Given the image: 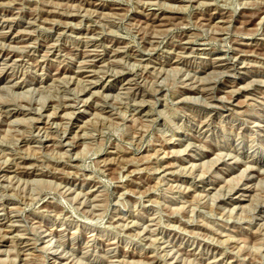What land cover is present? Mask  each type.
Here are the masks:
<instances>
[{
	"label": "rangeland",
	"instance_id": "374dc122",
	"mask_svg": "<svg viewBox=\"0 0 264 264\" xmlns=\"http://www.w3.org/2000/svg\"><path fill=\"white\" fill-rule=\"evenodd\" d=\"M0 22V264H264V0H0Z\"/></svg>",
	"mask_w": 264,
	"mask_h": 264
},
{
	"label": "bare ground",
	"instance_id": "6f19581e",
	"mask_svg": "<svg viewBox=\"0 0 264 264\" xmlns=\"http://www.w3.org/2000/svg\"><path fill=\"white\" fill-rule=\"evenodd\" d=\"M156 1V0H155ZM163 1V0H162ZM161 0H160V2H162ZM165 1V0H164ZM6 2V1H5ZM45 2V1H44ZM154 2V1H153ZM4 3V2H3ZM46 3V2H45ZM145 3H146V1H145ZM164 3V2H163ZM47 4V3H46ZM45 4V5H46ZM73 4V3H72ZM80 4V3H79ZM52 5V4H51ZM17 6V5H16ZM74 6V5H73ZM72 6V7H73ZM59 7V6H58ZM75 7V6H74ZM80 7V6H79ZM84 7V6H83ZM166 7V6H165ZM71 8V7H70ZM76 8V7H75ZM82 8V7H81ZM56 9V8H55ZM178 9V8H177ZM78 10V9H77ZM86 10V9H85ZM210 10V9H209ZM13 12V11H12ZM30 12V11H29ZM40 12V11H39ZM48 12V11H47ZM64 12V11H63ZM86 12V11H85ZM84 12V13H85ZM96 12V11H95ZM94 12V13H95ZM54 13V12H53ZM71 13V12H70ZM115 14V13H114ZM27 15V14H26ZM33 15V14H32ZM102 15V14H101ZM104 15V14H103ZM167 15V14H166ZM100 16V15H99ZM106 16V15H105ZM104 16V17H105ZM117 16V15H116ZM115 16V17H116ZM119 16V15H118ZM13 17V16H12ZM45 17V16H44ZM97 19H99V18H97ZM111 19V18H110ZM223 19V18H222ZM221 19V20H222ZM31 20V19H30ZM40 20V19H39ZM105 20V19H104ZM109 20V19H108ZM13 21V23H14V20H11V22ZM8 22V21H7ZM6 22V23H7ZM1 23V22H0ZM28 23V22H27ZM35 23V22H34ZM98 23V22H97ZM4 24V23H3ZM12 24V23H11ZM16 24V23H15ZM9 26H11V25H9ZM12 27V26H11ZM32 27V26H31ZM52 27V26H51ZM9 28V27H8ZM24 29V28H23ZM29 29V28H28ZM31 29V28H30ZM93 29V28H92ZM98 30V29H97ZM154 31H156V30H154ZM224 31V30H223ZM32 32V31H31ZM34 33H36V32H34ZM93 33V32H92ZM219 33H221L220 31H219ZM37 34H39V33H37ZM61 34V33H60ZM67 34V33H66ZM97 34V33H96ZM95 34V35H96ZM149 34V33H148ZM252 34H254V33H252ZM6 35V34H5ZM86 35V34H85ZM153 35H154V32H153ZM152 35V36H153ZM3 36V35H2ZM147 36V35H146ZM156 36H158V33H157V35ZM23 38V37H22ZM27 38V37H26ZM24 39V38H23ZM22 39V40H23ZM85 39V38H84ZM89 39V38H88ZM191 39V38H190ZM189 39V40H190ZM92 40V39H91ZM87 41V40H86ZM186 41V40H185ZM148 42H150V41H148ZM151 42H153V41H151ZM2 43V42H1ZM48 43V42H47ZM51 43V42H50ZM62 43V42H61ZM4 44V43H3ZM14 44V43H13ZM24 44V43H23ZM111 44V43H110ZM162 44V43H161ZM27 45H28V43H27ZM30 45H31V43H30ZM50 45V44H49ZM66 45V44H65ZM126 45V44H125ZM124 45V46H125ZM4 46V45H3ZM11 46V45H10ZM50 46H52V45H50ZM153 46V45H152ZM157 46V45H156ZM249 46V45H248ZM8 47H9V44H8ZM15 48H16V46H14ZM93 48H94V46H92ZM96 47V46H95ZM148 47H150V46H148ZM20 48V47H19ZM138 48V47H137ZM24 49V48H23ZM114 49V48H113ZM192 49H195V48H192ZM10 50V49H9ZM8 50V51H9ZM48 50V49H47ZM117 50V49H116ZM122 50V49H121ZM146 50V49H145ZM11 51V50H10ZM94 51H96V50H90L89 51V53H91V54H89L90 56H96L94 53H96V52H94ZM148 51H150V50H148ZM153 51V50H152ZM183 51V50H182ZM30 52V51H29ZM114 52V51H113ZM133 52V51H132ZM181 52V51H180ZM10 53V52H9ZM50 53V52H49ZM117 53V52H116ZM186 53V52H185ZM12 54V53H11ZM42 54V53H41ZM179 54V53H178ZM193 54V53H192ZM204 54V53H203ZM240 54V53H239ZM7 55V54H6ZM9 55V54H8ZM14 55V54H13ZM21 55V54H20ZM59 55V54H58ZM70 55H71V53H70ZM123 55V54H122ZM134 55V54H133ZM232 55V54H231ZM87 56V55H86ZM125 56V55H124ZM146 56V55H145ZM233 56V55H232ZM237 56V55H236ZM44 57V56H43ZM94 57H92V58H94ZM119 57V56H118ZM8 58V57H7ZM45 58V57H44ZM91 58V57H90ZM233 58V57H232ZM237 58V57H236ZM15 59V58H14ZM112 59V58H111ZM177 59V58H176ZM235 59V58H234ZM6 60V59H5ZM122 60H123V58H122ZM214 60V59H213ZM212 60V61H213ZM225 60V59H224ZM9 61V60H8ZM7 61V62H8ZM13 61V60H12ZM86 61V60H85ZM98 61V60H97ZM128 61V60H127ZM156 61V60H155ZM264 61V60H263ZM17 62V61H16ZM81 62V61H80ZM137 62V61H136ZM231 62V61H230ZM261 62V61H260ZM1 63H3V61L1 62ZM105 63V62H104ZM130 63V62H129ZM138 63V62H137ZM150 63V62H149ZM149 63H148V66H149ZM244 63V62H243ZM8 64H10V63H8ZM70 64V63H69ZM103 64V63H102ZM106 64V63H105ZM126 64V63H125ZM146 64V63H145ZM5 65H6V63H5ZM11 65V64H10ZM7 66V65H6ZM91 66V61H87L86 62V64H85V66L84 67H90ZM108 66V65H107ZM134 66V65H133ZM3 67V66H2ZM2 67H1V69H2ZM82 67V66H81ZM80 67V68H81ZM117 67V66H116ZM8 68V67H7ZM113 68V67H112ZM132 68V67H131ZM135 68V67H134ZM101 69V68H100ZM105 69V68H104ZM118 69V68H117ZM116 69V70H117ZM122 69V68H121ZM206 69V68H205ZM260 69V68H259ZM3 70V69H2ZM2 70H1V74H2ZM88 70H89V68H88ZM110 70H111V67H110ZM125 70H127V69H125ZM4 71V70H3ZM99 71V70H98ZM113 71H115L114 69H113ZM120 72H121V70H119ZM223 71V70H222ZM247 71V70H246ZM257 71V70H256ZM116 72V71H115ZM213 72V71H212ZM144 73V72H143ZM148 73V72H147ZM226 73V72H225ZM228 73V72H227ZM247 73V72H246ZM142 74V73H141ZM221 74H222V72H221ZM230 73H228V75H229ZM99 75V74H98ZM61 76V75H60ZM59 76V77H60ZM71 76V75H70ZM105 76V75H104ZM141 76V75H140ZM13 77V76H12ZM55 77V76H54ZM62 77V76H61ZM73 77V76H72ZM102 78V77H101ZM133 78V77H132ZM136 78V77H135ZM146 78V77H145ZM10 79H11V77H10ZM55 79V78H54ZM63 79V78H62ZM61 79V80H62ZM70 79V78H69ZM81 79L82 78H80V81H81ZM200 79V78H199ZM58 80V79H57ZM56 80V81H57ZM60 80V79H59ZM60 80V81H61ZM68 80V79H67ZM72 80V79H71ZM84 80V79H83ZM201 80V79H200ZM253 80V79H252ZM256 80V79H255ZM75 81V80H74ZM78 81V80H77ZM127 81V80H126ZM134 81V80H133ZM79 82V81H78ZM201 82V81H200ZM202 82H203V80H202ZM213 82V81H212ZM215 82V81H214ZM229 82V81H228ZM232 82V81H231ZM260 82H261V80H260ZM53 83V82H52ZM58 83V82H57ZM65 83V82H64ZM95 84V83H94ZM139 84H141V83H139ZM261 84V83H260ZM41 86V85H40ZM61 86V85H60ZM91 86V85H90ZM229 86V85H228ZM8 87V86H7ZM55 87V86H54ZM57 87V86H56ZM83 87H84V85H83ZM115 87V86H114ZM128 87V86H127ZM6 88V87H5ZM88 88V87H87ZM135 88V87H134ZM202 88V87H201ZM205 88V87H204ZM211 88H212V86H211ZM4 89V88H3ZM7 89V88H6ZM126 89V88H125ZM199 89V88H198ZM221 89V88H220ZM10 90V89H9ZM64 90V89H63ZM199 90H201V89H199ZM226 90V89H225ZM68 91V90H67ZM84 92V91H83ZM88 92V91H87ZM94 92V91H93ZM208 92V91H207ZM200 93V92H199ZM221 93V92H220ZM92 94V93H91ZM127 94V93H126ZM146 95V94H145ZM212 95V94H211ZM128 96V95H127ZM199 96V95H198ZM220 96V95H219ZM184 97V96H183ZM203 97V96H202ZM212 97V96H211ZM225 97V96H224ZM75 98V97H74ZM229 98V97H228ZM228 98H227V100H228ZM183 99V98H182ZM187 99V98H186ZM221 99V98H220ZM224 99V98H223ZM84 100V99H83ZM82 100V101H83ZM211 100V99H210ZM230 101V100H229ZM63 102V101H62ZM119 102V101H118ZM139 102H140V100H139ZM141 102H142V100H141ZM148 102V101H147ZM95 103V102H94ZM68 104H69V102H68ZM82 104V103H81ZM130 104V103H129ZM206 104H208V102L206 103ZM218 104V103H217ZM221 104V103H220ZM8 105V104H7ZM10 105V104H9ZM132 105V104H131ZM210 105V104H209ZM211 105H213V104H211ZM216 104H214L213 106H215ZM227 105V104H226ZM225 105V106H226ZM5 106V105H4ZM104 106V105H103ZM116 106V105H115ZM9 107V106H8ZM33 107V106H32ZM128 107V106H127ZM51 108V107H50ZM86 108V107H85ZM134 108V107H133ZM222 108V107H221ZM3 109H4V107H3ZM16 108L14 107V110H15ZM112 109V108H111ZM132 109V108H131ZM138 109V108H137ZM225 109V108H224ZM12 110H13V108H12ZM57 110V109H56ZM84 110H87V109H84ZM6 111V110H5ZM8 111V110H7ZM10 111V110H9ZM40 111V110H39ZM58 111V110H57ZM70 111V110H69ZM73 111H75V110H73ZM101 111V110H100ZM52 112H53V110H52ZM51 112V113H52ZM55 112V111H54ZM68 112V111H67ZM99 112V111H98ZM2 113H4V112H2ZM11 113H12V111H11ZM15 113V112H14ZM87 113V112H86ZM4 114H6V113H4ZM4 114H2V115H4ZM63 114H66L67 116H68V114L65 112V113H63ZM1 115V114H0ZM9 115V114H8ZM97 115V114H96ZM12 116V115H11ZM31 116V115H30ZM34 116V115H33ZM71 116V115H70ZM101 116V115H100ZM117 116V115H116ZM5 117V116H4ZM7 117V116H6ZM10 117V116H9ZM24 117V116H23ZM40 117V116H39ZM48 117V116H47ZM66 117V116H65ZM64 117V118H65ZM91 117V116H90ZM110 117V116H109ZM125 117V116H124ZM19 118V117H18ZM209 118V117H208ZM8 119V118H7ZM29 119H31V118H29ZM28 119V120H29ZM205 119V118H204ZM4 120H5V118H4ZM16 120V119H15ZM18 120H20V119H18ZM206 120V119H205ZM49 121V120H48ZM264 121V120H263ZM9 122V121H8ZM14 122V121H13ZM12 122V123H13ZM16 122V121H15ZM18 122V121H17ZM63 122V121H62ZM19 123V122H18ZM17 123V124H18ZM22 123V122H21ZM20 123V124H21ZM84 123H85V121H84ZM202 123V122H201ZM56 125H58L57 123H56ZM197 125V124H196ZM48 126V125H47ZM46 126V127H47ZM87 126V125H86ZM50 127V126H49ZM39 128V127H38ZM41 128V127H40ZM205 128H206V125H205ZM198 129V128H197ZM58 130V129H57ZM59 132V131H58ZM51 134V133H50ZM82 136V135H81ZM194 136V135H193ZM196 137V136H195ZM36 138V137H35ZM184 138V137H183ZM42 140V139H41ZM78 142V141H77ZM39 143V142H38ZM41 143V142H40ZM70 143V142H69ZM56 144V143H55ZM73 144V143H72ZM74 146V145H73ZM188 146V145H187ZM189 146H190V144H189ZM187 148V147H186ZM204 148V147H203ZM2 150V149H1ZM187 150V149H186ZM197 151V150H196ZM172 152V151H171ZM3 154H5V153H3ZM170 155V154H169ZM166 156V155H165ZM203 156V155H202ZM237 156V155H236ZM197 157V156H196ZM2 159V158H1ZM6 159H8V158H6ZM3 160H5V159H3ZM9 160V159H8ZM13 160V159H12ZM37 160V159H36ZM249 160V159H248ZM215 161H217V159L215 160ZM107 162V161H106ZM218 162V161H217ZM216 162V163H217ZM12 163V162H11ZM171 163V162H170ZM190 163V162H189ZM30 165H31V163H30ZM73 165V164H72ZM192 165V164H191ZM14 166V165H13ZM32 166V165H31ZM163 166V165H162ZM243 166V165H242ZM247 166H248V164H247ZM252 166V165H251ZM256 166V165H255ZM164 168V167H163ZM245 169H246V167H245ZM228 170V169H227ZM173 171V170H172ZM245 171V170H244ZM243 171V172H244ZM38 172V171H37ZM167 172V171H166ZM248 172V171H247ZM55 174V173H54ZM253 174V173H252ZM17 175V174H16ZM3 176V175H2ZM7 176H9V175H7ZM13 176V175H12ZM53 176V175H52ZM189 176V175H188ZM6 177V176H5ZM248 177V176H247ZM250 177H251V175H250ZM252 177H254V176H252ZM1 179V178H0ZM13 179H15V178H13ZM9 181V180H8ZM35 181V180H34ZM248 184V183H247ZM3 185H5V184H3ZM10 185V184H9ZM216 186V185H215ZM235 187V186H234ZM10 188V187H9ZM216 190V189H215ZM209 191V190H208ZM72 192V191H71ZM232 192V191H231ZM80 194V193H79ZM81 196V195H80ZM215 197V196H214ZM219 197V196H218ZM90 199V198H89ZM92 199H93V197H92ZM91 201V200H90ZM90 201H88L89 203H90ZM87 203V202H86ZM92 204V203H91ZM235 206V205H234ZM93 208H94V206H93ZM91 209V208H90ZM237 209V208H236ZM16 210V209H15ZM49 210V209H48ZM16 212V211H15ZM50 212V211H49ZM13 216V215H12ZM60 216V215H59ZM96 217V216H95ZM14 220V219H13ZM150 220V219H149ZM39 225V224H38ZM7 226V225H6ZM41 227V226H40ZM4 228H5V226H4ZM43 229V228H42ZM146 229V228H145ZM3 230V229H2ZM47 231H48V229H47ZM47 231H46V233H47ZM43 232V231H42ZM23 233V232H22ZM22 233H20L21 235H22ZM19 234V233H18ZM15 235H16V233H15ZM23 236V235H22ZM28 237V236H27ZM60 238V237H59ZM58 238V239H59ZM1 241V240H0ZM53 241V240H52ZM168 241V240H167ZM57 243V242H56ZM60 243V242H59ZM58 243V244H59ZM66 243V242H65ZM168 243V242H167ZM166 243V244H167ZM37 244V243H36ZM47 244H49V243H47ZM173 244V243H172ZM19 245V244H18ZM34 245V244H33ZM32 245V246H33ZM108 245V244H107ZM111 247V246H110ZM169 248V247H168ZM173 248V247H172ZM109 249V248H108ZM5 252V251H4ZM32 252V251H31ZM111 253V252H110ZM117 254V253H116ZM212 254V253H211ZM214 254V253H213ZM163 255V254H162ZM28 256V255H27ZM26 257V256H25ZM24 257V258H25ZM220 257V256H219ZM115 258V257H114ZM216 258V257H215ZM23 259V258H22ZM212 259V258H211ZM55 260V259H54ZM119 260V259H118ZM93 261V260H92ZM20 262V261H19ZM72 262H73V260H72ZM168 263V262H167ZM26 264V263H25ZM28 264V263H27ZM163 264V263H162Z\"/></svg>",
	"mask_w": 264,
	"mask_h": 264
}]
</instances>
